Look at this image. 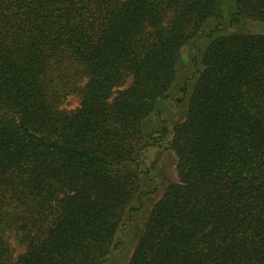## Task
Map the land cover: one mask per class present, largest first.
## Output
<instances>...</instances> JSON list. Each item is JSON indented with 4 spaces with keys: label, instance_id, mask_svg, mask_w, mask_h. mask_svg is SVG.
Wrapping results in <instances>:
<instances>
[{
    "label": "trees",
    "instance_id": "trees-1",
    "mask_svg": "<svg viewBox=\"0 0 264 264\" xmlns=\"http://www.w3.org/2000/svg\"><path fill=\"white\" fill-rule=\"evenodd\" d=\"M222 14V0H0V264H104L162 142L175 178L126 264H264V0H233L229 31ZM209 21L183 120L145 135Z\"/></svg>",
    "mask_w": 264,
    "mask_h": 264
},
{
    "label": "rangeland",
    "instance_id": "rangeland-1",
    "mask_svg": "<svg viewBox=\"0 0 264 264\" xmlns=\"http://www.w3.org/2000/svg\"><path fill=\"white\" fill-rule=\"evenodd\" d=\"M233 11V0H222V18L217 21L220 27L229 31V16ZM215 21H209L203 29L199 39L186 44L180 52L177 64L175 83L170 90L169 98L160 101L154 113L143 124L145 135H155L161 127L170 129L174 124L180 123L185 115L186 101L180 93V89H189L196 75L197 67L195 59L198 51H201L208 39L206 34L213 28ZM129 83L127 82L125 86ZM79 100L76 96H68L59 108L71 111L77 108ZM161 148L147 146L141 156V171L148 176L141 175V198L134 204V211L124 218L118 231L115 246L104 264H126L135 245L136 231L142 227L151 205L160 197L164 187L174 181L173 169L175 159L169 151L165 150V143ZM9 245L12 249V258L15 259L23 252V247L11 236Z\"/></svg>",
    "mask_w": 264,
    "mask_h": 264
}]
</instances>
